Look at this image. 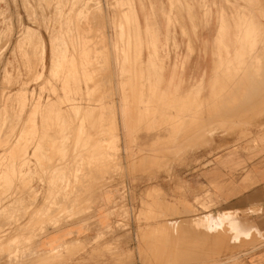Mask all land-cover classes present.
<instances>
[{
    "label": "rangeland",
    "instance_id": "obj_1",
    "mask_svg": "<svg viewBox=\"0 0 264 264\" xmlns=\"http://www.w3.org/2000/svg\"><path fill=\"white\" fill-rule=\"evenodd\" d=\"M181 4L0 0V264L74 226L79 236L51 255L63 264H262L258 228L215 239L205 218L223 215L235 181L251 188L264 124L225 123V101L248 96L249 78L236 93L234 76L177 75ZM178 26L176 16L175 37ZM114 189V221L97 233L96 205Z\"/></svg>",
    "mask_w": 264,
    "mask_h": 264
},
{
    "label": "crops",
    "instance_id": "obj_2",
    "mask_svg": "<svg viewBox=\"0 0 264 264\" xmlns=\"http://www.w3.org/2000/svg\"><path fill=\"white\" fill-rule=\"evenodd\" d=\"M179 1L182 3L181 8L176 12L174 10V46L176 44L179 47L176 53L174 49V62L182 61L184 66L181 73L179 69L177 70V75L234 76L236 93H242L243 84L240 83L244 81V77L249 78V86L246 88L248 96L225 101L222 107L226 110L225 123H242L241 120L245 118L251 119L247 123L264 124V0H185L191 4ZM176 16L179 26L175 37ZM179 28L182 31L181 35ZM248 29L251 30L250 33ZM232 119L234 121H230ZM257 169L250 172L253 184L249 191L242 193L240 183L235 181L234 186H229V189L235 190V196L228 200L220 198L218 208L219 213L228 216L229 219L252 226L245 230L253 233L256 227L261 234L264 233V165L257 166ZM219 183L221 184V180ZM224 183L227 184V181L224 180ZM203 185L206 186V183ZM117 193L115 189L108 190L100 197L93 221L97 233L105 232L112 225L115 216H111L110 206L117 201ZM81 229L80 226H74L49 232L38 240L39 248H23L25 252H30V255L17 264H63L53 256L62 249V246L72 243L75 237L79 236L77 232ZM238 230L243 233L242 228ZM95 234L91 232V235L86 237L94 238ZM81 235L79 238L83 239L85 236ZM202 240L203 248H206L208 239L205 232L202 233ZM263 259L262 255V264ZM64 264L125 263L110 259H80Z\"/></svg>",
    "mask_w": 264,
    "mask_h": 264
},
{
    "label": "bare ground",
    "instance_id": "obj_3",
    "mask_svg": "<svg viewBox=\"0 0 264 264\" xmlns=\"http://www.w3.org/2000/svg\"><path fill=\"white\" fill-rule=\"evenodd\" d=\"M255 5V4H254ZM243 34H244V32H243ZM248 34V33H247ZM245 35H246V33H245ZM242 37V34H241V36H240V38ZM246 38H247V36H245ZM249 37V36H248ZM244 39V38H243ZM242 40V39H241ZM245 40V39H244ZM245 42V41H244ZM242 44H243V42H242ZM241 45V44H240ZM245 45V44H244ZM245 46H247V45H245ZM246 48V47H245ZM244 48V49H245ZM248 48V47H247ZM246 48V49H247ZM245 49V50H246ZM170 98V95H168V99ZM180 100H182L181 98L179 99V96H178V101H180ZM157 118V117H156ZM155 119V118H154ZM216 133V130L215 129H212V130H209L208 132H207V135H208V139H207V141H206V143H205V145L207 146V145H209L210 144V141H211V139L213 138V136H214V134ZM247 134H250L249 132H247L245 135H243V136H248ZM207 138V137H206ZM204 140V139H203ZM205 141H203V143H204ZM202 143H200V145H201ZM199 145V144H198ZM202 146V145H201ZM204 146V145H203ZM202 146V147H203ZM193 148H194V146H193ZM189 150V149H188ZM194 150H195V148H194ZM194 152V151H193ZM184 154V153H183ZM182 154V155H183ZM190 154H191V152H190ZM180 156V155H179ZM192 156V155H191ZM195 156H196V154H195ZM166 172L168 173L169 172V168L168 169H166ZM150 190V189H149ZM148 189L147 190H145V194H144V197H148L149 196V194H150V191H149ZM154 191V190H153ZM173 205V204H172ZM134 211V210H133ZM205 219H209L207 222H205V224H208V225H210L211 226V236H212V233L213 232H217L218 233V231L220 230V231H222V230H224V229H226V230H228L227 229V227L229 228V227H233V228H235V229H240V228H242V229H245V228H248V229H250V227H252V226H250V225H245L244 223H241V222H239V221H235V220H233V221H224V220H226V218L224 217V215H222V216H219L217 219L216 218H214L213 216H209V217H206ZM231 229V228H230ZM230 231V230H229ZM221 233L222 232H220V233H218L217 235H215L214 236V238L215 239H218L219 237H220V235H221ZM231 233V232H230ZM250 233V232H249ZM239 234V233H238ZM242 234V233H241ZM250 234H252V233H250ZM250 234H249V236H250ZM252 236V235H251ZM248 237V236H247ZM212 239V238H211Z\"/></svg>",
    "mask_w": 264,
    "mask_h": 264
}]
</instances>
